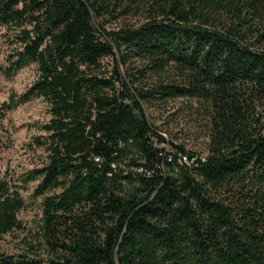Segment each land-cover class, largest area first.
<instances>
[{
  "label": "trees",
  "instance_id": "16d2710c",
  "mask_svg": "<svg viewBox=\"0 0 264 264\" xmlns=\"http://www.w3.org/2000/svg\"><path fill=\"white\" fill-rule=\"evenodd\" d=\"M0 30V74L38 70L0 121L35 99L51 115L40 166L0 170V243L29 184L42 211L0 264H264V0H0ZM180 101L205 152L147 110Z\"/></svg>",
  "mask_w": 264,
  "mask_h": 264
},
{
  "label": "rangeland",
  "instance_id": "374dc122",
  "mask_svg": "<svg viewBox=\"0 0 264 264\" xmlns=\"http://www.w3.org/2000/svg\"><path fill=\"white\" fill-rule=\"evenodd\" d=\"M7 47L4 44L2 30H0V66L4 63ZM38 77L36 65L22 69L13 79H6L0 74V102H7L12 96L26 92ZM49 104L43 99H35L22 104L16 110L8 113L0 121V130L4 133V149L0 157V170L2 176L20 184V178L35 167L40 166L44 157V150L37 147L35 140L44 134L41 129L50 118ZM184 102H174L165 112L156 111L147 107L148 113L160 126V133L170 143L185 145L187 149L196 152H205V140L197 123L188 122V115L184 111ZM177 114L178 118L173 125L168 126L170 114ZM167 151L171 145L165 144ZM205 155V153H202ZM35 184H29L22 190L26 201V208L20 213V220L24 229L6 236L0 243V248L7 252L15 253L26 245L25 242L33 240L34 234L39 230L41 223V199L34 196Z\"/></svg>",
  "mask_w": 264,
  "mask_h": 264
}]
</instances>
